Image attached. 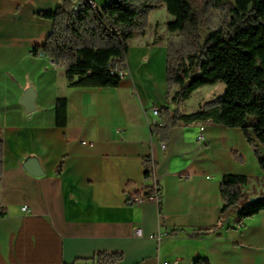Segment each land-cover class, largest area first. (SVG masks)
<instances>
[{"label": "crops", "instance_id": "crops-1", "mask_svg": "<svg viewBox=\"0 0 264 264\" xmlns=\"http://www.w3.org/2000/svg\"><path fill=\"white\" fill-rule=\"evenodd\" d=\"M63 1L0 0V205L7 209L0 217V264H97L99 252H122L119 264H195L199 258L264 264V212L240 224L236 209L217 232L193 235L218 223L224 176L247 177L242 204L264 194V173L242 130L177 127L167 145L152 132L159 122L154 109L168 103L171 21L163 28L150 21L129 41L118 87L76 88L65 69L34 53L54 27L36 13ZM91 1L101 7L112 0ZM28 88L36 93L32 112L21 104ZM225 90L224 83L198 89L184 111ZM58 100L67 102L65 127L56 125ZM30 159L38 160L43 175L26 171ZM155 180L162 212L156 201L127 203Z\"/></svg>", "mask_w": 264, "mask_h": 264}, {"label": "trees", "instance_id": "trees-1", "mask_svg": "<svg viewBox=\"0 0 264 264\" xmlns=\"http://www.w3.org/2000/svg\"><path fill=\"white\" fill-rule=\"evenodd\" d=\"M164 6L174 18L167 25L168 103L159 110L153 134L167 145L170 131L177 127L202 123L240 129L264 173V0H112L101 7L92 6L91 0H64L55 10L36 13L53 20L54 27L34 53L45 55L65 69L71 87H118L129 41L144 32L150 25V14ZM217 83L226 85L222 95L196 111L183 110L195 91ZM67 119V102L58 100L56 125L65 127ZM233 155L243 162L242 157ZM3 162L4 143L0 139V185ZM61 171L62 164L57 174ZM246 183V176H224L218 223L193 235L217 232L236 209L240 224L264 212V194L255 203L242 204ZM153 192L154 186H145L131 194L127 203L134 206L136 199L150 201ZM158 206L162 212L161 195ZM6 215L7 209L0 205V217ZM93 260L97 264H119L123 253L99 252ZM195 264L211 263L199 258Z\"/></svg>", "mask_w": 264, "mask_h": 264}, {"label": "water", "instance_id": "water-1", "mask_svg": "<svg viewBox=\"0 0 264 264\" xmlns=\"http://www.w3.org/2000/svg\"><path fill=\"white\" fill-rule=\"evenodd\" d=\"M35 98L36 93L33 88H28L21 100V104L25 107L27 112H32L35 110ZM26 171L34 176H41L43 175V171L40 167L38 160L30 159L24 165ZM259 200L258 198H254L251 200V203H255Z\"/></svg>", "mask_w": 264, "mask_h": 264}, {"label": "rangeland", "instance_id": "rangeland-1", "mask_svg": "<svg viewBox=\"0 0 264 264\" xmlns=\"http://www.w3.org/2000/svg\"><path fill=\"white\" fill-rule=\"evenodd\" d=\"M173 19L174 18L167 12L166 7L164 6V7L160 8V9H158L156 11H153L150 14L149 22L151 21L152 24H154V22L157 21V22L161 23V28H163L164 25L166 23H168V21H173ZM194 96L195 97H193L191 103H195L196 101L201 100L204 97L202 95V93H201V95L197 94V95H194ZM209 101H211V100H209ZM189 107H192V106H190V104L187 105L186 108L183 106V110L184 109H189Z\"/></svg>", "mask_w": 264, "mask_h": 264}, {"label": "built area", "instance_id": "built-area-1", "mask_svg": "<svg viewBox=\"0 0 264 264\" xmlns=\"http://www.w3.org/2000/svg\"><path fill=\"white\" fill-rule=\"evenodd\" d=\"M91 3H94V2L91 1ZM94 4H95V3H94ZM125 74H126V73H125V66H124V67H121V69L119 70V76L123 78V77L125 76ZM158 114H159V110H158V109H154V115H155V116H158ZM199 139H200V140L203 139V135H202V134L199 136ZM153 186H154V192H153V194L151 195L150 200H151V201H156V202L158 203L159 198H160V189H159V184H158L157 180L154 181ZM243 191H245L244 186H243ZM135 201H136V204L142 202V201L139 200V199H136ZM25 209H26V208H25ZM138 233L141 234L140 230H138ZM165 264H168V263H165Z\"/></svg>", "mask_w": 264, "mask_h": 264}, {"label": "bare ground", "instance_id": "bare-ground-1", "mask_svg": "<svg viewBox=\"0 0 264 264\" xmlns=\"http://www.w3.org/2000/svg\"><path fill=\"white\" fill-rule=\"evenodd\" d=\"M92 6H93V4H92Z\"/></svg>", "mask_w": 264, "mask_h": 264}]
</instances>
